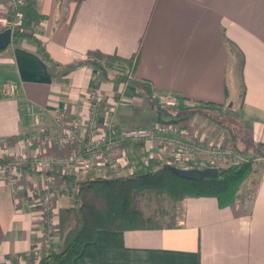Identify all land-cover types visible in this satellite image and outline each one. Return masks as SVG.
I'll list each match as a JSON object with an SVG mask.
<instances>
[{
    "label": "crops",
    "instance_id": "0c3cea01",
    "mask_svg": "<svg viewBox=\"0 0 264 264\" xmlns=\"http://www.w3.org/2000/svg\"><path fill=\"white\" fill-rule=\"evenodd\" d=\"M33 3L43 16L33 33L46 54L25 38L0 49V157L70 152L43 134L84 118L90 92L113 104L99 112L97 135L109 108L119 126L150 125L159 117L155 97L171 93L178 106L169 111L189 134L212 144L234 142L242 152L253 148L248 156L258 161L247 210L242 195L225 206L211 196L187 197L176 204L180 214L174 226L97 230L72 264H264V0ZM6 14L0 1V30L10 25ZM89 50L133 61L129 80L105 79L96 67L81 63ZM8 84L13 95L5 93ZM27 104L41 110L39 124ZM57 109L65 113L59 126L53 121ZM229 121L248 142L233 135ZM79 130L82 135L84 127ZM125 143L114 150L118 165L110 171L131 170L132 163L147 160L142 158L146 152L133 159L138 144ZM8 176L0 165V264H32L39 257L28 252L45 231L39 197L59 186L51 208L54 247L60 243L58 209L72 202L62 192L59 166L50 173L19 168L14 188Z\"/></svg>",
    "mask_w": 264,
    "mask_h": 264
},
{
    "label": "trees",
    "instance_id": "16d2710c",
    "mask_svg": "<svg viewBox=\"0 0 264 264\" xmlns=\"http://www.w3.org/2000/svg\"><path fill=\"white\" fill-rule=\"evenodd\" d=\"M26 1L21 7L20 29L13 32L12 40L29 39L46 54L33 33L34 26L43 16L36 11L33 0ZM83 62L96 67L108 80H129L130 70L133 68V61L99 50H89L81 63ZM262 155L264 156V152ZM6 161L5 156L0 157V163ZM251 164L250 159H230L223 166L217 165V178L200 180L179 177L169 169V166H177L174 162L158 157L145 161L139 159L132 163L131 170L110 171L103 176L91 173L83 177L72 173L62 174L61 179L66 186L62 192L72 196V203L60 207L57 212L60 243L53 246V230L47 252L32 264H72L83 245L94 240L97 230L124 231L162 227L167 213L158 205L149 204L154 195L160 199L167 198L175 207L187 197L211 196L220 206L234 203L242 195L240 186L248 177ZM140 196L149 199L144 207L138 202ZM170 215L174 217V221L167 225H174L178 213L175 215L172 212Z\"/></svg>",
    "mask_w": 264,
    "mask_h": 264
},
{
    "label": "built area",
    "instance_id": "2783aa9c",
    "mask_svg": "<svg viewBox=\"0 0 264 264\" xmlns=\"http://www.w3.org/2000/svg\"><path fill=\"white\" fill-rule=\"evenodd\" d=\"M3 2L4 10H12L24 0H0ZM18 19L14 20L16 24ZM16 27L12 26L13 29ZM17 30V29H16ZM7 95L14 94V87L9 84L5 89ZM155 103L162 109L173 110L178 106V100L171 93H161L155 97ZM105 104L113 106V104L104 102L94 92L88 95V110L84 118H79L75 124L64 126L60 132L55 130L44 133L45 139L48 141L55 140L60 144L67 145L71 151L63 156H36L34 164L40 170L50 169L51 166L58 162L64 173H72L76 176L83 177L88 173L94 176H103L110 169L117 167L118 160L115 159L114 150L119 151L125 142L138 144V147L131 152L134 155L146 152L142 156L143 159L158 157L165 161L174 162L180 168H202L204 166L217 164L224 159H233L234 161L246 160L240 156L233 146L221 147L220 144H212L189 134L181 124L176 121L160 120L152 122L148 126H119L113 122V109L109 108L105 118L104 130L97 135V124L99 112ZM26 110L30 115L33 123L39 124L41 110H35L34 106L27 104ZM176 114V113H173ZM65 113L61 109H57L53 115V121L56 126L63 124ZM84 127V133L81 135L79 127ZM146 143V147L144 145ZM206 143V144H204ZM205 154L206 156H201ZM9 182L13 188L17 184V174L9 170ZM62 186L65 182L62 179ZM59 186H54L57 191ZM47 188L38 199V205L43 213L45 231L40 244H36L29 250V256L39 257L42 253L47 252L50 246V236L53 228V220L51 217L52 197L55 190ZM253 198V190H248L241 200V206L247 210L250 207Z\"/></svg>",
    "mask_w": 264,
    "mask_h": 264
},
{
    "label": "rangeland",
    "instance_id": "374dc122",
    "mask_svg": "<svg viewBox=\"0 0 264 264\" xmlns=\"http://www.w3.org/2000/svg\"><path fill=\"white\" fill-rule=\"evenodd\" d=\"M27 3V1L26 0H24L23 1V3L22 4H19V5H17L16 7H13V9L12 10H7V18H8V20L10 21V25H9V27H11V29H12V26H14V27H16L15 29H13V32L14 31H17V30H19L20 29V20H21V17H22V12H21V7H23L25 4ZM16 19H18V21H16V24L15 23H13L14 22V20H16ZM17 29V30H16ZM14 42V41H13ZM9 85V84H8ZM226 109H228V107H225ZM157 110L159 111V117L156 119V120H154L153 122H155V121H160V120H167V119H169L170 121H176L177 123H179L180 124V122H181V120L179 119V116L178 115H176V114H173V113H171L170 111H169V109H162L161 107H157ZM223 112H225L226 113V111H223ZM161 115V116H160ZM225 116H226V114H224ZM224 115H222V114H220V120L222 121H226V119H224L225 118V116ZM229 125H230V128H231V130H233V135H235V134H238V135H235V136H237V137H239L241 140H243L244 141V143H245V141L247 140V142L249 141V139H247L242 133H241V130L238 128V126H237V124H232L231 123V121H229ZM130 126H132V125H130ZM139 126H148V125H139ZM244 133V132H243ZM245 134V133H244ZM242 135H243V137H242ZM246 138V139H245ZM238 140V143H240V141L241 140ZM206 142V141H205ZM204 144H206V143H204ZM233 146V148L235 149V151L238 153V154H240L243 158H247V160H251L252 161V164H251V171H250V173H249V175H248V177L242 182V184H241V186H240V192H241V194H242V196L248 191V190H251L252 189V181H253V179L251 178V173H252V170H253V167H254V165H255V163H254V161H256V158L254 159L253 157H250L249 158V156H248V154L249 155H251L248 151H250L251 149H248V150H244L243 152L242 151H240L236 146H235V143L234 142H232L231 144L230 143H226V144H221L220 146L221 147H229V146ZM238 150H237V149ZM252 150H253V148H252ZM251 150V151H252ZM201 156H206L205 154H202ZM36 157L34 156V157H31V158H24V159H20V158H18V159H14V158H12V159H10V160H7L5 163H0V165H2V167H3V170H7V171H9V170H12L13 172H16V174H17V176H18V170H19V168H26V169H28V170H33V171H39V172H44V173H50V172H52L53 170H56L57 169V166H59V174H60V176L62 175V174H68V173H64V172H62V170H61V166L58 164V162L57 163H55V164H53L52 166H51V168L50 169H46V170H40V169H38L37 167H36V165L34 164V159H35ZM230 159L229 158H227V159H224V160H221V161H219L217 164L218 165H221V166H223V165H225L228 161H229ZM257 160H258V158H257ZM256 162H258V161H256ZM124 171H127L126 170V168L123 170V171H120L119 170V172H124ZM55 173H56V171H55ZM103 175H104V173H103ZM106 175V174H105ZM78 177H80V176H78ZM61 188H64L63 186L61 187ZM62 190H64V189H62ZM61 192V191H60ZM68 198H69V200L72 202V196L71 195H68ZM151 199V198H150ZM149 201V199L148 198H146V197H144V196H140L139 198H138V202H139V204H140V206H142V207H144L145 206V203H147ZM149 204H151V205H158V207H161L167 214L166 215H164V220L162 221V224H163V226L162 227H160V228H164V227H172V226H174V225H167V224H171L173 221H174V217H171V215L170 214H172V212H173V214H175V215H177V213H178V215L180 214V212L178 211V208L177 207H175L174 206V203H172V202H170L167 198H165V197H163V198H161L160 199V197L159 196H157V195H154L153 196V198L149 201ZM43 254H45V253H42L41 255H43ZM40 255V256H41ZM40 256H39V258H40ZM38 258V259H39Z\"/></svg>",
    "mask_w": 264,
    "mask_h": 264
},
{
    "label": "water",
    "instance_id": "95a60500",
    "mask_svg": "<svg viewBox=\"0 0 264 264\" xmlns=\"http://www.w3.org/2000/svg\"><path fill=\"white\" fill-rule=\"evenodd\" d=\"M12 39L13 32L11 27L8 26L0 30V49H4L9 46ZM169 169L181 178L193 180L217 178L219 176V169L216 166H206L203 168H179L176 166H169Z\"/></svg>",
    "mask_w": 264,
    "mask_h": 264
},
{
    "label": "bare ground",
    "instance_id": "6f19581e",
    "mask_svg": "<svg viewBox=\"0 0 264 264\" xmlns=\"http://www.w3.org/2000/svg\"><path fill=\"white\" fill-rule=\"evenodd\" d=\"M239 155H240V154H239ZM240 156H241V155H240ZM245 159L247 160L246 157H245ZM238 161H239V160H238ZM217 165H218V164H213V165H208V164H207L206 166H216V167H217ZM206 166H204V167H206ZM176 167H178V166H176ZM179 168H180V167H179ZM193 168H197V167H193ZM202 168H203V167H202Z\"/></svg>",
    "mask_w": 264,
    "mask_h": 264
}]
</instances>
